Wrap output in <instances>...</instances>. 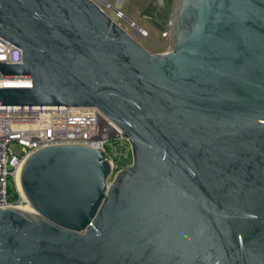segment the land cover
Instances as JSON below:
<instances>
[{
  "label": "water",
  "instance_id": "1",
  "mask_svg": "<svg viewBox=\"0 0 264 264\" xmlns=\"http://www.w3.org/2000/svg\"><path fill=\"white\" fill-rule=\"evenodd\" d=\"M173 50L149 53L93 0H0L6 106L97 107L130 140L24 164L33 211L0 209V264H264V0H176Z\"/></svg>",
  "mask_w": 264,
  "mask_h": 264
},
{
  "label": "built area",
  "instance_id": "2",
  "mask_svg": "<svg viewBox=\"0 0 264 264\" xmlns=\"http://www.w3.org/2000/svg\"><path fill=\"white\" fill-rule=\"evenodd\" d=\"M144 33V37H150ZM165 39L169 44L162 45L160 53L173 50L172 28ZM0 63H23V51L1 37ZM32 86V77H5L0 71V89ZM122 134L120 127L97 107L6 106L0 109V209L25 210L30 206L19 185L21 171L32 155L48 147L84 145L103 150L112 168V180L127 167L120 158L132 151L130 140ZM10 180L13 190L9 187Z\"/></svg>",
  "mask_w": 264,
  "mask_h": 264
},
{
  "label": "rangeland",
  "instance_id": "3",
  "mask_svg": "<svg viewBox=\"0 0 264 264\" xmlns=\"http://www.w3.org/2000/svg\"><path fill=\"white\" fill-rule=\"evenodd\" d=\"M93 1L113 19L112 6H116L118 0ZM175 6L176 0H165L164 2L161 0H124L118 12L119 18L115 22L149 53L157 54L161 52L162 45L169 44L165 39V34L173 26ZM137 29L139 30L137 31ZM144 32L149 33L150 37H144L142 35V33L145 34ZM120 161L124 166H131L133 163L132 151H128L127 156L121 157ZM9 187L10 190H13L12 180L9 182Z\"/></svg>",
  "mask_w": 264,
  "mask_h": 264
},
{
  "label": "bare ground",
  "instance_id": "4",
  "mask_svg": "<svg viewBox=\"0 0 264 264\" xmlns=\"http://www.w3.org/2000/svg\"><path fill=\"white\" fill-rule=\"evenodd\" d=\"M124 3V0H118V4L116 6H112V9L114 11V16H113V20L116 21L117 18H119L118 16V12L120 11V8L121 6L123 5ZM136 27V25H135ZM139 29H137L138 31ZM142 30V29H141ZM140 32V31H139ZM19 185H20V180H19ZM30 207V206H29ZM29 207H26L25 210H28V211H33L31 208ZM24 210V209H23Z\"/></svg>",
  "mask_w": 264,
  "mask_h": 264
}]
</instances>
